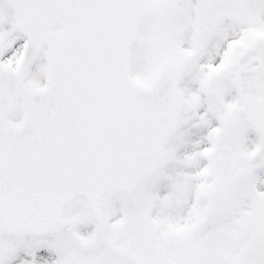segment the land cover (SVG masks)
Here are the masks:
<instances>
[{
  "label": "snow or ice",
  "instance_id": "obj_1",
  "mask_svg": "<svg viewBox=\"0 0 264 264\" xmlns=\"http://www.w3.org/2000/svg\"><path fill=\"white\" fill-rule=\"evenodd\" d=\"M0 264H264V0H0Z\"/></svg>",
  "mask_w": 264,
  "mask_h": 264
}]
</instances>
